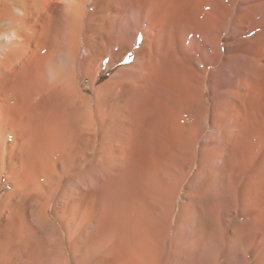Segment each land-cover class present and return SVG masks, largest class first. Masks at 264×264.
I'll return each instance as SVG.
<instances>
[{
  "label": "rangeland",
  "instance_id": "1",
  "mask_svg": "<svg viewBox=\"0 0 264 264\" xmlns=\"http://www.w3.org/2000/svg\"><path fill=\"white\" fill-rule=\"evenodd\" d=\"M135 10L136 0H124L121 24L107 30L110 57L98 60L93 74L79 76L88 99L87 129L82 124L89 130L88 149L76 154L73 182L63 179L60 201L47 210L43 249L32 247L26 264H71L73 248L101 231L106 206L124 205L142 193L152 198L139 184L146 188L155 176L128 167L141 160L144 140H174L181 118L201 131L196 157L182 168L186 180L177 200L176 248H185L191 264H224L222 211L233 219L238 187L262 177L258 169L264 164L257 160L264 159V0L240 1L221 46L195 52L193 34L178 37L197 74H174L160 62L172 47L160 46L156 22ZM138 32L146 34L141 44ZM155 32L158 46L151 47ZM214 55V62L199 61ZM204 71L215 74H199ZM189 103H198L200 112L186 111L183 118ZM228 229L234 235L235 226Z\"/></svg>",
  "mask_w": 264,
  "mask_h": 264
},
{
  "label": "bare ground",
  "instance_id": "2",
  "mask_svg": "<svg viewBox=\"0 0 264 264\" xmlns=\"http://www.w3.org/2000/svg\"><path fill=\"white\" fill-rule=\"evenodd\" d=\"M123 15L124 0H0V264L43 249L47 210L90 141L79 76L110 57L107 30ZM261 167L255 184L238 187L233 219L222 211L224 264H264Z\"/></svg>",
  "mask_w": 264,
  "mask_h": 264
},
{
  "label": "crops",
  "instance_id": "3",
  "mask_svg": "<svg viewBox=\"0 0 264 264\" xmlns=\"http://www.w3.org/2000/svg\"><path fill=\"white\" fill-rule=\"evenodd\" d=\"M240 1L136 0L135 13L156 22L159 39L164 41L159 45L172 47L163 54L161 63L167 64L174 74H180V71L197 74L189 68L190 60L185 58L184 45L177 42L178 37L185 32L193 34L191 45L195 52L199 48L221 46L229 30L230 17ZM156 35L155 32L150 37L151 47L158 46ZM145 37L146 34L138 32L137 43L141 44ZM216 56L199 61L214 62ZM136 57L139 55H135L133 61ZM199 74L215 73L204 71ZM200 109L198 103H189L182 113L193 110L198 115ZM182 115L184 118L185 113ZM186 126L181 118L174 130L176 139L168 136L141 143V160L138 162V157L133 160L127 172L136 169L138 173L155 176L146 188L139 184L140 190L152 192V198L148 195L145 198L142 193L124 205L114 202L110 207L106 206L100 222L101 231L91 234L77 249L73 248L71 264H191L185 256V248H176V237L180 238L176 233V215L180 212L177 200L186 180L182 168L196 157L197 138L201 131ZM75 240L73 237V242Z\"/></svg>",
  "mask_w": 264,
  "mask_h": 264
},
{
  "label": "clouds",
  "instance_id": "4",
  "mask_svg": "<svg viewBox=\"0 0 264 264\" xmlns=\"http://www.w3.org/2000/svg\"><path fill=\"white\" fill-rule=\"evenodd\" d=\"M9 35H11L13 39L19 38L18 34H16V33H10Z\"/></svg>",
  "mask_w": 264,
  "mask_h": 264
}]
</instances>
